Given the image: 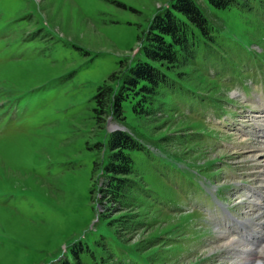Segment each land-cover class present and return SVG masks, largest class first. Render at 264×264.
<instances>
[{
    "label": "rangeland",
    "instance_id": "obj_1",
    "mask_svg": "<svg viewBox=\"0 0 264 264\" xmlns=\"http://www.w3.org/2000/svg\"><path fill=\"white\" fill-rule=\"evenodd\" d=\"M194 1L212 39L116 115L94 95L144 58L173 0H0V264H264L246 242L228 250L227 225L264 206V0ZM117 127L143 150L129 152L134 189L113 198Z\"/></svg>",
    "mask_w": 264,
    "mask_h": 264
},
{
    "label": "trees",
    "instance_id": "obj_2",
    "mask_svg": "<svg viewBox=\"0 0 264 264\" xmlns=\"http://www.w3.org/2000/svg\"><path fill=\"white\" fill-rule=\"evenodd\" d=\"M206 1L216 9L245 6L249 3V0ZM213 31L211 22L194 0H173L170 6L157 11L142 45L144 58L137 59L128 67L117 90L113 91L109 86L103 85L94 95L102 109L101 113L113 109L119 115L122 103L130 97L137 98L132 106L133 111H140L138 108L150 103L158 90L168 84L167 71L177 69L181 64L186 65L193 58L198 38L201 36L211 40ZM108 147L112 154L102 170L106 177L104 185L110 196L119 198L125 196V190L134 189L127 186L126 182L133 173V160L129 152L143 150V145L128 131L116 130L110 134ZM196 241L198 238L193 240Z\"/></svg>",
    "mask_w": 264,
    "mask_h": 264
},
{
    "label": "bare ground",
    "instance_id": "obj_3",
    "mask_svg": "<svg viewBox=\"0 0 264 264\" xmlns=\"http://www.w3.org/2000/svg\"><path fill=\"white\" fill-rule=\"evenodd\" d=\"M259 209L262 210V214H259L257 216L258 222H255L254 225L250 224L249 222L240 223L238 221H233L231 218L229 219V221L227 220V225H229V228H231V226L240 228V231L234 233L236 242L238 243H236L235 241H232L231 243L229 242L228 250H230V247H231V250H230L231 252H233L234 254H239L241 253L240 250L242 249H239L238 247H236V245H238L241 242H246L247 245H249V248L247 249L248 251H245L244 253H246V259L248 262H250L251 259L252 261L254 260L260 261L262 260L261 258H264V252H261V253L258 252L259 249L261 250L264 247V221H262L264 220L263 219L264 218V206H261V208ZM246 263L247 262H244L241 264H246Z\"/></svg>",
    "mask_w": 264,
    "mask_h": 264
}]
</instances>
